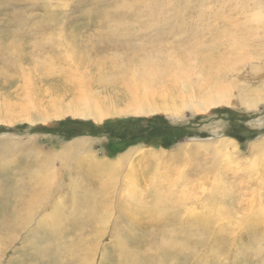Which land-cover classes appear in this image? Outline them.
Wrapping results in <instances>:
<instances>
[{
  "label": "rangeland",
  "instance_id": "374dc122",
  "mask_svg": "<svg viewBox=\"0 0 264 264\" xmlns=\"http://www.w3.org/2000/svg\"><path fill=\"white\" fill-rule=\"evenodd\" d=\"M258 11L264 18V0H0V75L21 97L26 76H36L40 94L46 89L50 79L36 71L41 66L83 80L127 69L138 84L148 67L153 75H171L182 66L180 90L149 77L160 108L163 100L171 108L170 101L188 90L195 98L205 93L202 85L211 77L238 93H264V19ZM215 61L220 69L214 72L207 62ZM233 103L202 113L156 111L101 122L42 121L51 107L40 103L31 112L39 121L0 123V264H264V102L254 110ZM15 109L0 98V117L19 116ZM79 140L92 153L72 145ZM134 148L117 171L118 183L103 189L94 164ZM132 171L156 173V186L129 190ZM41 176L52 178L47 189ZM158 193L170 202L162 212L150 211ZM78 202L85 214L76 227L71 212ZM95 202L100 206L92 209ZM25 203L36 209L28 220ZM56 210L63 215L54 219ZM89 213L96 219L87 220ZM54 222L62 224L53 228Z\"/></svg>",
  "mask_w": 264,
  "mask_h": 264
},
{
  "label": "bare ground",
  "instance_id": "6f19581e",
  "mask_svg": "<svg viewBox=\"0 0 264 264\" xmlns=\"http://www.w3.org/2000/svg\"><path fill=\"white\" fill-rule=\"evenodd\" d=\"M261 10V9H260ZM259 16L258 19L263 18L262 14H260V12L258 11ZM264 19V18H263ZM260 24V23H259ZM263 25V24H262ZM234 29V28H233ZM220 35V34H219ZM223 35V34H222ZM227 35V34H226ZM228 36V35H227ZM226 36V37H227ZM234 36V35H233ZM232 36V38H233ZM236 33H235V37H236ZM216 37V36H215ZM223 37V36H222ZM221 37V39H222ZM229 37H227L228 40ZM218 39V38H217ZM220 39V40H221ZM226 40V39H224ZM215 42V41H214ZM71 56V55H70ZM241 55H239L238 57H240ZM209 56H206L205 58L203 57L202 59H206ZM243 58V56L241 57ZM176 62V61H175ZM179 62V61H178ZM181 62V61H180ZM183 63V62H182ZM181 63V64H182ZM209 64V68L211 70H213L214 72L218 69H220V67H218V63L217 61L215 62H207ZM178 65V64H177ZM176 65V66H177ZM183 65V64H182ZM39 68V69H38ZM36 69V71L39 72V74L44 75V78H46V76L49 77L50 80L46 79L45 80V84H43L46 89H44L43 93H39V87L37 85V83L35 82L34 84V79L36 78V76L34 77H30V76H26L25 81L23 80V88H22V93H21V97H19V93H12L9 90H7V88L5 87V83L6 82H10L11 80H8L7 77H5V75H0V98H4L7 99V103L13 105L18 111V115L12 117V116H6V117H0V123H15V122H23V121H28V122H36L39 121V119H33L34 117L31 115V112L33 113L34 108L38 107V105H40V103H47V105L49 107H51V109L48 108L47 113L43 112V116H42V121H46L49 120L50 118H63V117H70V118H85V117H91L94 121L96 122H101L103 119H106L110 116L113 115H138V116H143V115H151L156 111H161V112H170L174 115L176 114H182L184 109H187V111H191V112H195V113H202V112H206L208 111V109H210V107H216L217 105H221V104H227V105H232L233 106V102H239L242 106H244L247 110H254L256 105H258L257 103L262 100L264 102V93H260V91H251V92H247L245 93L244 91H242V93H238L235 90L238 89V87H231V83L230 85L228 83H225L224 81H217L214 77H211V80H207L203 85H202V89H207V91L203 94L199 93L198 97H194L192 92L186 91V95L181 96L180 98H178V100H171L170 102H175V104H173L171 106V108H168L167 104L164 103L166 102L165 100H163L164 102H161L162 107L160 108V104L156 103V101H154V96H156L157 94L154 95V93L152 92V88L154 87V85H152L153 83L151 82V78L149 77H158V78H162L161 82H167L171 85V87H173L174 89L176 88L177 90H180V81L183 80L182 75H185L183 72L182 66L178 67L177 69V73L173 72L171 73V75H164V74H158V75H153V68H146L143 72V78L141 80V83L138 84L137 80L135 79V76L132 74H128L129 71L127 69H125V71H119L116 73H111L109 75L103 76L101 73L98 75L96 74V72L92 73L91 77L87 80H83L82 78H80L79 76L75 75V74H71L70 71H62V70H55L54 69H50L47 67H38ZM118 69V68H117ZM172 69V68H171ZM182 71V73H181ZM70 72V73H69ZM113 72V71H112ZM148 72H150V74H148ZM172 72V71H171ZM219 74L221 73L218 72ZM125 74L126 75L125 77ZM225 77V76H224ZM40 78V77H39ZM56 79L57 81H53V79ZM214 80H213V79ZM219 80V79H218ZM211 81V82H210ZM40 82V81H39ZM175 85H174V84ZM210 83H212V85H210ZM232 84H235L232 82ZM149 86V87H148ZM104 87V89L102 88ZM146 87H148L147 92L143 91V89H145ZM100 89L102 88L103 90L100 92H95V89ZM188 87L183 86V90H187ZM98 91V90H97ZM70 95L71 99H68V102L66 103V101L62 100L61 98L65 95ZM41 95L43 96L41 98ZM48 97L49 100L48 101H44V99ZM179 101V103L176 104V102ZM171 104V103H170ZM169 104V105H170ZM236 105V104H234ZM83 120V119H82ZM225 142V141H224ZM223 143V142H222ZM73 146L79 147L81 149L87 150L89 152H91L92 150L89 149V146L87 143H84L82 140L79 141H75L74 143H72ZM230 145V144H229ZM228 145V146H229ZM71 146V145H70ZM220 147V146H219ZM223 147V146H221ZM67 149V148H66ZM74 149V148H73ZM137 148L132 149L129 152H125L122 155L118 156L116 159L111 160V161H107V162H101L98 164H94V168L91 169V171H99V177L97 178H101L103 179L104 183H101V186L103 187V189L108 186V188L114 183H118V177H117V171H119V169L123 166V162L130 158L131 154L136 150ZM229 149V148H227ZM223 150V149H222ZM220 150V152L222 151ZM261 150V149H259ZM69 151V150H68ZM73 151V150H72ZM264 151V150H263ZM78 152V151H77ZM84 153V152H82ZM92 153V152H91ZM90 154V153H89ZM73 155V154H71ZM82 155V154H81ZM84 155V154H83ZM70 156V155H69ZM90 156V155H89ZM87 158V157H86ZM88 160L90 161V158H88ZM96 161L95 159L92 160ZM53 172V171H52ZM141 172V173H139ZM93 173V172H92ZM96 173V172H95ZM132 173V177L128 178L129 181L127 182V188L129 190L134 191L135 188H137V186L139 185H144L145 186V190H148V187L150 186H156L155 185V181H156V173L155 176H153V173L149 172V171H137L136 173ZM91 176V174H89ZM93 176V175H92ZM42 180L45 176H41ZM52 178H44V182L41 183L42 187H46L45 189H47L49 186L46 185V182H50ZM11 180V179H10ZM20 181V180H19ZM23 183V182H22ZM20 184V183H19ZM40 185V186H41ZM26 186V185H25ZM20 187V186H19ZM22 187V185H21ZM20 187V188H21ZM11 188V187H9ZM24 188V187H23ZM116 188V187H115ZM126 188V189H127ZM26 189V188H25ZM114 189V188H112ZM17 190V189H16ZM102 190V189H101ZM115 190V189H114ZM128 190V191H129ZM156 190V189H155ZM19 191V190H18ZM99 191V190H98ZM109 191V190H108ZM141 191V190H140ZM13 194L14 192L11 191ZM34 192V191H32ZM97 192V190H96ZM100 192V191H99ZM115 192V191H114ZM153 192V191H152ZM155 192H159L158 190L154 191ZM7 193V192H6ZM21 193V192H20ZM128 193V192H127ZM9 194V193H8ZM7 194V195H8ZM18 195V193H16ZM32 194V193H31ZM35 194L38 195V193L36 192ZM94 194H96L94 192ZM99 194V193H98ZM110 194V193H109ZM144 194V193H142ZM6 195V194H5ZM10 195V194H9ZM36 195V196H37ZM91 195V194H90ZM89 195V196H90ZM113 195V193H112ZM132 195V194H131ZM130 195V196H131ZM172 195V194H170ZM39 196V195H38ZM95 196V195H94ZM129 196V197H130ZM16 197V196H15ZM128 197V196H127ZM142 196H140L141 198ZM30 199V197H28ZM35 198V197H33ZM95 198V197H94ZM103 198V197H102ZM114 198V197H113ZM6 199V197H5ZM32 199V198H31ZM38 199V198H37ZM73 199V198H72ZM84 198H82L83 200ZM87 199V198H86ZM91 199V198H90ZM96 199V198H95ZM105 199V198H104ZM109 199V198H108ZM107 199V200H108ZM111 199V198H110ZM132 199V198H131ZM9 199H6L5 201L8 203ZM129 200V199H128ZM29 201V200H28ZM37 201V200H36ZM35 201V202H36ZM39 201V200H38ZM84 201V200H83ZM94 201V200H93ZM97 201V200H96ZM109 201V200H108ZM30 202V201H29ZM85 202V201H84ZM110 202V201H109ZM131 202V201H130ZM169 199L167 198V195H164L162 193H158L156 195H154V199L152 201V206L150 207V211H158V212H162L165 207L168 204ZM11 203V202H10ZM14 203H18L14 202ZM39 203V202H38ZM132 203V202H131ZM32 207V203H29ZM25 203L24 206V211L27 210V212H31V214H27L26 218L27 220L29 219V216L32 215L33 211H31V207L30 205ZM46 204V203H45ZM75 204V203H74ZM87 204V203H86ZM41 205V204H40ZM76 207H78V211L77 209H73V211L70 213L72 215V219L74 218V222L73 225L77 226H81V224H83V222L80 220V218L85 214V210H83V204L81 202H78ZM90 205V204H89ZM137 205V204H136ZM10 206V205H9ZM15 206V204H14ZM37 206H39V204H37ZM92 209H95L96 206H100L98 204V202H95L94 205H90ZM106 206V205H105ZM145 206V205H144ZM40 207V206H39ZM72 207V205H71ZM74 207V206H73ZM82 207V208H81ZM85 207V206H84ZM142 207V206H139ZM5 208V207H4ZM42 208V207H41ZM147 208V207H146ZM7 209V208H6ZM10 209V208H9ZM14 209V208H13ZM34 209V208H33ZM40 209V208H39ZM17 210V208H15L13 211ZM23 210V209H22ZM38 210V209H37ZM108 210V209H107ZM140 210V209H139ZM7 211V210H6ZM36 211V209H35ZM35 211L33 214H35ZM40 211V210H38ZM50 211V210H49ZM1 212V211H0ZM3 212V211H2ZM22 212V211H20ZM62 212V211H61ZM61 212H59L58 210L54 211L52 215V217L55 219L57 216H61L63 214H61ZM93 212V211H92ZM106 212V211H105ZM141 212V211H140ZM23 213V212H22ZM25 213V212H24ZM8 214V213H7ZM16 214V213H15ZM14 214V215H15ZM47 214V213H46ZM153 214V212H152ZM156 216L158 215L157 213ZM151 215V214H150ZM23 216V215H22ZM34 216V215H33ZM37 216V215H36ZM152 216V215H151ZM160 216V215H158ZM64 217V216H63ZM69 217V215H68ZM7 218V216H6ZM10 218V217H9ZM15 218V217H14ZM45 218V217H44ZM43 218V219H44ZM96 217H94V214L89 213V216L87 217V220H95ZM4 219V218H3ZM2 219V220H3ZM24 220V218H22ZM22 219H18L19 221ZM34 219V218H32ZM47 219V218H46ZM60 219V217H59ZM67 219V217H66ZM71 219V218H70ZM68 219V221L70 220ZM71 219V220H72ZM82 219V218H81ZM5 220V219H4ZM16 220V219H15ZM35 220V219H34ZM45 220V219H44ZM86 220V221H87ZM11 221V220H10ZM13 221V220H12ZM11 221V222H12ZM46 221V220H45ZM14 222V221H13ZM18 222V221H16ZM32 222V221H31ZM37 222V221H36ZM40 223L42 221H39ZM60 222V221H59ZM55 223L54 222V226L53 228L57 227L59 224L62 223ZM63 222V221H62ZM20 222H18L17 224H19ZM45 223V222H43ZM47 223V222H46ZM7 224V223H6ZM5 223L3 225H6ZM14 224V223H13ZM21 224V223H20ZM25 224V223H24ZM51 223H49L50 225ZM67 224V223H66ZM69 224V223H68ZM38 225V224H37ZM48 225V224H47ZM1 226V225H0ZM70 226V225H68ZM15 227V224H14ZM13 227V228H14ZM29 227V226H28ZM41 227V226H40ZM42 227H45L44 225ZM63 227V225H62ZM61 227V228H62ZM65 227V226H64ZM63 227V228H64ZM10 228V227H9ZM12 228V227H11ZM19 228V227H18ZM52 228V227H51ZM50 228V229H51ZM60 228V226H59ZM60 228V229H61ZM73 228V226H72ZM83 228V227H82ZM15 229V228H14ZM41 228H39L38 230H40ZM47 229V227H46ZM71 229V228H69ZM10 233H8L9 235L12 234L10 229H8ZM18 230V229H17ZM21 231V229H19ZM18 230V232H19ZM36 228V232L38 231ZM55 230V229H54ZM58 230V229H57ZM74 230V228H73ZM7 231V230H6ZM24 231V229H23ZM46 231V230H45ZM49 231V230H48ZM77 231V230H76ZM4 232V234H7ZM47 234H49L47 232ZM52 234V233H51ZM54 234V233H53ZM79 234V232H78ZM13 235V234H12ZM37 235V234H36ZM40 235V234H39ZM54 235H57L54 234ZM53 235V238H54ZM8 236V235H7ZM58 236V235H57ZM14 237V236H13ZM30 237V236H28ZM38 237V236H37ZM10 239V237H9ZM8 239V240H9ZM35 239V238H34ZM28 240V238H27ZM55 240V238L53 239ZM80 240V239H79ZM30 241V240H29ZM36 242H38L37 240H35ZM59 241V240H58ZM55 241V242H58ZM82 241V239H81ZM12 242V241H11ZM28 242V241H27ZM32 242V241H31ZM79 242V241H78ZM34 243V242H32ZM83 243V242H82ZM51 244V243H49ZM48 244V245H49ZM57 244V243H56ZM59 244V243H58ZM57 244L56 248L59 247ZM79 244H81V242H79ZM37 247L38 244L36 243ZM44 245V244H43ZM46 245V244H45ZM44 245V247H45ZM23 246V245H22ZM47 246V245H46ZM52 246V245H51ZM49 250V246L47 247ZM29 249V247H28ZM44 249V248H43ZM46 249V247H45ZM44 249V250H45ZM63 249V248H62ZM95 248H92L91 250L93 251ZM37 250V249H36ZM43 250V251H44ZM52 250V248L50 249ZM49 250V251H50ZM61 250V249H60ZM89 248V251H91ZM39 251V250H38ZM58 251V250H57ZM28 252V251H27ZM40 252V251H39ZM52 252V251H51ZM59 252V251H58ZM71 252V251H70ZM32 253V252H31ZM45 253V252H44ZM55 253V252H54ZM93 253V252H92ZM46 254V253H45ZM48 254V253H47ZM69 254V253H68ZM86 254V253H85ZM44 255V254H43ZM49 255V254H48ZM94 255V254H93ZM47 256V255H46ZM53 256V255H52ZM51 256V257H52ZM60 256V255H58ZM87 256V254L85 255ZM90 256V254H89ZM34 257V256H33ZM48 257V256H47ZM46 257V258H47ZM78 257H80L78 255ZM84 257V256H83ZM82 257V258H83ZM91 257V256H90ZM89 257V258H90ZM31 258V257H30ZM28 258V259H30ZM36 258V256H35ZM38 258V257H37ZM54 258V257H53ZM51 258V259H53ZM61 258V257H60ZM67 258V257H66ZM93 259H95V257H92ZM25 259V257H24ZM41 258H39L40 260ZM49 259V258H48ZM50 259V260H51ZM59 259V258H58ZM57 257L56 260L58 261ZM68 259V258H67ZM72 259V258H71ZM74 259V258H73ZM72 259V260H73ZM77 258H75L76 260ZM27 260V257H26ZM31 260V259H30ZM45 260V259H43ZM90 260V259H89ZM131 260V259H129ZM38 262V261H37ZM41 262V261H40ZM48 262V261H47ZM46 262V263H47ZM54 264V261H51ZM89 262V261H88ZM88 262L86 260H81V262L79 261L80 264H88ZM44 263V262H43ZM93 263V262H92ZM30 264V263H29ZM60 264H62L60 262ZM91 264V263H90Z\"/></svg>",
  "mask_w": 264,
  "mask_h": 264
},
{
  "label": "trees",
  "instance_id": "16d2710c",
  "mask_svg": "<svg viewBox=\"0 0 264 264\" xmlns=\"http://www.w3.org/2000/svg\"><path fill=\"white\" fill-rule=\"evenodd\" d=\"M60 126V124H58V125H56V126H53L52 128H51V130H56V129H58V127ZM107 126H104L103 128H106ZM73 131L74 132H76V133H78L80 130H81V127L80 126H74L73 128ZM20 130H23V128L22 127H17V131H20ZM168 139L166 140V142H164L163 144H162V146L163 147H167L168 146Z\"/></svg>",
  "mask_w": 264,
  "mask_h": 264
}]
</instances>
